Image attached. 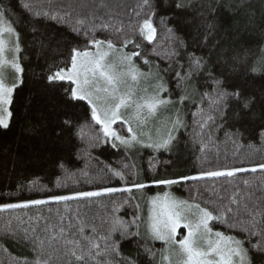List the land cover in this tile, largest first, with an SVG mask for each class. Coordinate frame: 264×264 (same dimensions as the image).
<instances>
[{"label":"trees","instance_id":"1","mask_svg":"<svg viewBox=\"0 0 264 264\" xmlns=\"http://www.w3.org/2000/svg\"><path fill=\"white\" fill-rule=\"evenodd\" d=\"M175 2L177 0H163L164 7L159 9L154 19L157 37L152 44L135 37L141 44L142 55L149 59L150 64L144 65L140 59L136 63L146 72L147 67L166 69L171 63L173 70L161 72L169 88L167 95L175 101L183 94L184 85L177 87L174 75V71L180 70L175 65V58L170 62L165 57L172 47L166 30L170 28L174 37L186 42L189 53L203 57L209 69L218 75L223 74L221 78L226 77L228 84L242 89L247 96L254 97L255 102L251 110L241 112L233 107L226 111L224 117L217 120V124L224 125L223 129L216 130L211 139L207 130L198 136L200 129L195 121L199 117L194 118L191 113L200 108L209 111L206 102H199V93L210 89L206 87V74L205 77L195 75L191 84L196 88L194 98L197 103L194 106L190 99L186 105L180 106L187 127L174 133L177 139L169 151L157 153L145 148L136 151L123 146L113 148L111 142L97 141L93 145L91 137L99 132V126L90 120L85 103L71 101L65 95V89L69 87L67 82L48 83L47 77L51 73L70 65L72 48L87 47L85 36L73 31V26L76 19L97 9L99 0H53L51 8L48 0H0V7L6 6V18L19 33V57L25 69L24 83L14 94L10 127L0 129V203L45 198L47 190L52 194H70L102 187H122L137 178L140 182L150 183L153 179L198 176L206 171L251 168L264 163V137L258 133L260 125L264 124V71L259 67L256 72L251 71L264 57V0H186L184 10L175 8ZM104 3L108 8L97 9L98 15L103 16L110 9L127 23L130 18L134 20L132 10H139L137 6L141 0H104ZM52 8H58L61 16L71 13V17L65 16L66 22L60 23L47 16L36 15L41 12L54 15ZM160 17H165L166 25L160 23ZM95 35L98 39H114L111 29L98 31ZM114 42L119 46V41ZM126 50H133L132 46ZM179 63L186 65L187 58ZM169 109L172 111L168 114H174L175 109ZM165 113L158 115L165 118ZM66 119H71V129L64 126ZM115 127L122 135L126 134V129L119 124ZM225 132H238L239 136L229 138ZM152 156L156 161L150 167ZM124 165L129 166L127 181H118L109 168L123 170ZM82 172H87V177L81 175ZM66 173L76 175L66 179ZM58 179L66 186L56 187ZM244 180L249 181L247 188ZM237 187L247 191L253 200L264 197V171L241 172L231 178L205 177L181 181L171 187L150 185L142 191L134 189L131 194L91 198L87 207L81 204V211L89 219L96 218L97 222L113 215L129 221L136 211L133 205L139 204L140 236L121 238L119 233L114 234L120 250L117 259L119 264H128L130 260H135V264H159L164 242L145 235L149 197L169 191L181 199L211 208L215 205L208 204V201L219 204L221 196L227 197ZM129 196L134 199L124 203ZM113 200L120 205L115 213ZM70 206L75 208L77 205L71 202ZM64 207L63 204H51L0 212V264H34L36 253L21 231L27 225L19 224L14 219L16 216L27 222L29 216H47L49 209L54 214L57 210L62 212ZM215 230L236 234L226 225L216 224ZM132 231L137 229L134 227ZM182 234H185L184 229H181ZM145 246L152 249L154 258L144 252ZM250 255L253 264H264V255Z\"/></svg>","mask_w":264,"mask_h":264},{"label":"snow or ice","instance_id":"2","mask_svg":"<svg viewBox=\"0 0 264 264\" xmlns=\"http://www.w3.org/2000/svg\"><path fill=\"white\" fill-rule=\"evenodd\" d=\"M53 0H48V6L52 7ZM25 7H29L25 5ZM164 7L163 0H141L137 9H133L134 20L130 18L127 23L109 9L103 16L98 15L97 9H107L104 0H99L97 9L92 10L87 16L76 19L73 31L85 36V48H72L70 65L60 68L48 77L50 85L58 82H67L69 87L65 89V95L71 101L84 102L86 110L90 112V120L99 126V132L91 137V143L97 141L111 142L113 148L123 146L132 148L140 146L151 149L153 152L169 151L176 141L174 133L187 127L184 120L183 109L188 100L193 105L197 103L194 98L196 88L191 84L193 77L199 74L205 77L206 87L210 91L199 93L201 104L207 103L209 111L203 108L191 113L196 120L202 136L208 132L211 139L216 130L223 129V124H217L226 111L237 107L241 112L251 110L255 98L227 82V78H221L223 74H216L208 68V63L203 57H197L195 53L187 51V44L179 37L173 36L172 29H166L172 42V47L165 53V57L171 62L175 58V65L179 71H174L177 87L181 84L183 94L173 101L167 95L166 87L161 72L172 69H160L155 73L151 70L147 73L141 71L136 65L140 59L144 65H149V59L142 55L141 44L135 37L152 44L157 37V27L154 19L159 14V9ZM174 7L180 10L186 8V0H177ZM56 14L48 12L36 13L37 16H47L49 19L63 23L65 16L71 17V13L59 15L58 8H52ZM6 6L0 7V129H8L13 118L11 110L14 103V94L24 83V67L20 62L21 52L19 33L6 19ZM160 23L166 25L165 17H160ZM111 29L114 39H98L96 33ZM130 29V30H129ZM7 34L10 38H5ZM123 37V39H121ZM115 41H119V46ZM131 51H126L129 46ZM159 55V53H156ZM187 58V63L179 61ZM257 67L264 71V57H261L251 71L256 72ZM12 73L9 82L5 70ZM142 80H153L151 91L148 88H138ZM211 81V83H207ZM192 89L190 92L189 89ZM142 93V94H141ZM164 94V95H162ZM175 109L174 116L169 119L170 127L163 133L159 131L155 136L144 131L149 118L155 117L161 109ZM64 126L71 129V119H66ZM119 124L126 129V134H121L114 125ZM82 132V129H81ZM258 133L264 137V124H261ZM229 138L239 136V133H228ZM203 150V149H201ZM156 157L152 156L149 166H154ZM109 168L111 175L118 181H127L126 170ZM264 171V163L251 168L233 167L224 170H213L200 173L198 176H181L177 179H153L150 183L133 179L130 184L122 187H102L92 191H75L70 194H52L47 190L45 198L30 199L18 203H0V212L18 209H29L34 206H46L51 204L65 205L63 211L57 210L49 215L36 214L29 216L25 222L20 216L14 219L19 224H25L21 229L23 238L33 246L36 257L34 264H119V243L114 239V234L119 233L121 238L140 236L139 204L133 205L136 211L132 219L124 220L119 216L89 219L81 211V204L87 207V201L91 198L113 196L117 193L131 194L133 190L142 191L150 185L168 186L179 184L181 181L200 180L205 177H235L241 172ZM76 174L66 173V179ZM81 175L87 177V172ZM245 187L249 181H243ZM66 186L59 179L56 187ZM134 197L129 196L124 203H130ZM220 203L208 201L214 207L202 206L199 202H190L187 199H177L170 192L157 194L149 198V215L145 226L146 237L152 240L164 242L166 248L161 253V264H253L250 254L264 255V197L253 200V197L241 189L234 188L227 197L221 196ZM225 199L227 202H225ZM71 202L76 203L72 208ZM120 205L113 200V212L119 210ZM9 221L8 226H10ZM216 224L226 225L235 230L236 234H226L224 231L215 230ZM137 231L133 232L132 228ZM181 229L186 234L181 235ZM255 238V242H253ZM144 252L155 257L151 248L145 246ZM135 264V260L128 261Z\"/></svg>","mask_w":264,"mask_h":264},{"label":"rangeland","instance_id":"3","mask_svg":"<svg viewBox=\"0 0 264 264\" xmlns=\"http://www.w3.org/2000/svg\"><path fill=\"white\" fill-rule=\"evenodd\" d=\"M7 19V18H6ZM7 21L9 22V23H11L8 19H7ZM5 38L7 39V38H10V37H8L7 36V34L5 35ZM127 51V50H126ZM19 55V54H18ZM136 65L141 69V71H143V72H145V73H147V72H149L150 70L153 72V73H155V69L152 67H150V68H148L147 67V72L146 71H144L137 63H136ZM155 70V71H154ZM5 73H6V76H7V78H8V80H9V82H11V79H12V73H11V70L10 69H6L5 70ZM165 81V80H164ZM152 86H154V81L153 80H142L141 82H140V84L137 86L138 88H141V89H143V88H148L149 89V91H151V88H152ZM142 94V93H141ZM169 108H172V107H170L169 106ZM161 109L158 113H161V115H165L166 113H165V111L167 112V116L165 117V118H163V116H161L160 117V114L158 115L157 114V116H155V117H152V118H149V121H148V123H147V126L145 127V129H144V131L146 132V133H150V134H152L153 136H155L156 134H157V132L159 131L160 133H163L164 131H165V128H166V126L167 127H170V124L168 123L169 122V119L170 118H172V116L174 115V114H168L169 112H171L172 111V109ZM114 127H115V125H114ZM116 128V127H115ZM117 129V128H116ZM141 148H143V147H140V146H135V147H132V148H129L130 150H132V151H136V150H139V149H141ZM169 192V191H168ZM160 195H162V194H160ZM174 196V195H173ZM152 197V196H151ZM177 199H181V198H179V197H177V196H175ZM150 198V197H149ZM149 198H148V200H147V206H146V208H148V214H147V217H145V218H147L148 219V215H149V209H150V207H151V205L149 204ZM146 215V214H145ZM146 226V220H145V223H144V227ZM184 233L186 234V230L184 229ZM183 235V234H182ZM166 248V245L164 244V248H163V250ZM163 252V251H162ZM161 252V253H162ZM159 264H161V257H160V259H159ZM163 264H167V262L165 261V262H163Z\"/></svg>","mask_w":264,"mask_h":264}]
</instances>
